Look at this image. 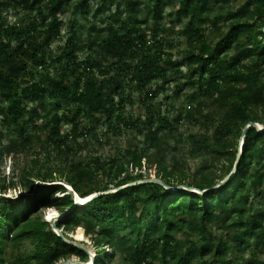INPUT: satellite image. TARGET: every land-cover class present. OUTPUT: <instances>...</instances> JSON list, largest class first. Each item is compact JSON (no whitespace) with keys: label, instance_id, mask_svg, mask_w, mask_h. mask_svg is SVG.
I'll return each mask as SVG.
<instances>
[{"label":"trees","instance_id":"1","mask_svg":"<svg viewBox=\"0 0 264 264\" xmlns=\"http://www.w3.org/2000/svg\"><path fill=\"white\" fill-rule=\"evenodd\" d=\"M165 5L166 0H0V141L7 139L2 154L26 156L44 134L45 145L39 148L45 163L60 162L37 169H18L16 163V177L0 181V264L88 263L87 248L69 237L77 228L90 242L93 264L256 261L255 251L249 261L226 258L231 248L264 245V130L249 126L264 128V0H178L169 30L182 24L183 60L189 66L183 84L174 77L180 73L170 52L176 41L161 35ZM10 9L14 22L6 16ZM85 49L89 52L80 59L78 52ZM171 82L175 97L187 105L173 118L155 101ZM183 88L190 92L181 94ZM134 92L141 117L125 113L135 102ZM183 120L205 129L215 126L211 144L208 137L189 136L191 152L202 157L209 147L213 161L233 173L230 179L215 168H201L189 177L167 167L182 143L177 130ZM99 128L105 143L125 131L142 140L117 149L108 160H69L80 142L102 144ZM175 136L173 147L160 142ZM231 137L241 139L239 153ZM142 166L154 168L170 189L132 174ZM177 186L199 193L171 190ZM15 187L28 197L1 196ZM97 193L102 194L76 205L75 194L87 198ZM46 209L61 216L53 225L62 238L43 219ZM25 241L32 250L14 254Z\"/></svg>","mask_w":264,"mask_h":264},{"label":"rangeland","instance_id":"2","mask_svg":"<svg viewBox=\"0 0 264 264\" xmlns=\"http://www.w3.org/2000/svg\"><path fill=\"white\" fill-rule=\"evenodd\" d=\"M96 2L92 3V9H94V7L96 6ZM120 3L122 4V1H120ZM120 4V5H121ZM178 4V0H166V5L163 8V12H162V16H161V23L165 25V31L163 33H161V35L165 36L168 39H172L174 41H176V46L170 50V52H172V54L174 55V63L178 64L180 66V73H176L174 75L175 79H178L179 83H184V77L186 75V72L189 70V66L188 64L185 62V60H183L184 56H185V48H186V39L183 35H181V31H182V24L177 25V28H175L174 30H169V24L170 23H174L176 21L175 17L172 15H170L171 13H173V11L175 10L176 6ZM139 9L142 10V7L140 6ZM5 13V12H4ZM13 10H8V12L6 13V16L8 17V21L10 22H14L16 17L13 16ZM141 18L144 19L146 18V13L142 10L141 11ZM62 20L64 21V26H63V39L65 38V32L67 29H65V25L66 22L69 18V12H66L64 15H62ZM89 18L91 19V17L89 16ZM221 24V23H220ZM78 35L80 33H82V29L81 26L78 25ZM213 30H211L209 28V32H211ZM214 33V31H213ZM215 35V33H214ZM85 37V36H84ZM83 37V40H81L80 43H83V41L85 40V38ZM213 36H210V38H212ZM79 43V44H80ZM57 45L56 42L53 43L52 48H54ZM89 51H87L86 49L83 52H78V56L80 59H83V57H85V55L88 53ZM262 77L264 78V71L261 73ZM167 91L165 93L159 94L155 101L160 103V107H161V111H168V115L173 118L174 116H176L177 112H179L180 110L184 111L185 109H187V105L186 103L183 102V99L180 98L178 99V97H175L174 94V89H175V84L173 82L169 83L166 86ZM186 92H190V90H188L187 88H183L181 94L186 93ZM170 97L168 98V100H164V97ZM133 97L135 99V102L132 105H128L125 109V113L126 115H133L134 117H141L143 115V109L140 107V104L137 100V94L134 92ZM196 106V105H195ZM171 109H175L171 110ZM70 111H72V109H69ZM40 111V110H39ZM40 113H43L42 111H40ZM87 120H85L86 122ZM38 125H41V122L38 121L37 122ZM40 123V124H39ZM87 123V122H86ZM259 126V125H258ZM65 128V127H64ZM69 127H67L66 129H68ZM263 128V127H260ZM1 129V128H0ZM4 131V137H8L10 134L7 132V130L3 129ZM103 131V129L99 128V130L96 131V135L97 138L102 140V144L101 145H97L93 139H91V144L90 145H85L83 143H81L79 146L75 145L74 146V151L73 154L71 156H69V160L70 159H83L84 161H89L91 160L93 157H99L102 160H108L114 157V154L116 152L117 149H124L125 146L130 142H134L135 141H139L142 140V137H137L133 132L131 131H125L123 133V135L118 136V137H111L109 142H104L105 141V137L100 136L101 132ZM215 131V126H209L208 129H205L204 127H201L199 125H194L191 122H189L188 120H183L177 130L178 135L181 136V140L182 143H180L178 146V151L176 153H173L172 156L175 157V161L169 159L167 161V167L170 169L172 168L174 169H181L185 172L186 176H193L195 174L196 171H199V169L201 168H215L218 170L217 174L218 175H222L224 176L225 180L230 179L233 176V173L226 170V166L224 163L222 162H214L213 161V157L214 155L211 154L209 152V147H206L204 150V155L202 157L199 156V152H197V155L191 152L192 149V144L190 142L189 136L192 135H197L199 137V139H202L203 137H208L209 139V143L211 144L212 142H214V138H213V133ZM175 136L173 139L169 140V141H165L164 139H161V143H165V146L167 147H173L175 145H177V139L178 137ZM44 134H41V143L39 144H35L34 146H32L31 148H29L28 150V154L26 156L29 155V158H26L25 154L22 153H15L12 151H8V153L6 154V156H4V154H2V149L4 148V146L7 144V139L4 138V140L0 141V181L4 180L6 182L10 181L11 179H13L14 177H16L15 173H17V169L15 164L17 163L18 169L19 167H24V166H28L31 167L33 166L34 169H37L40 164H51V166L54 168L56 167V165H58L60 162H55V160H51L48 163H45L46 160L45 158H43L42 153L40 152V146L45 145L44 143ZM233 144H235L236 150L239 153L241 150V139L239 138H234L231 137ZM53 158H55V156L52 154ZM37 159L39 161L38 164H32L30 159ZM96 163V162H95ZM231 168V167H230ZM129 171H131L130 167L128 168ZM133 175L135 174H139L142 176H147L148 179L150 180H156V181H160L158 179V177H156V173L154 171V168H151L150 170H147L146 167L142 166L141 170H137V169H133ZM58 180H62L63 182L65 181V178H57ZM224 181V180H223ZM220 181L218 184H216L213 189L215 188H219L224 182ZM36 183V182H35ZM34 183V184H35ZM176 188H180L183 190H186L187 188L185 186H177ZM174 188V190L176 189ZM111 190H109L110 192H113L115 190H113L112 188H110ZM179 190V189H178ZM190 191L199 193L198 191H195L194 189H189ZM1 196H4L7 199H16L18 197L24 196L25 198H27V194L23 192L21 187H15L10 188L8 190L5 191V194H2ZM60 195L57 194L55 195V197H59ZM254 204L257 203V199L253 200ZM42 216L43 219L46 222H50L52 225L54 224L55 221L59 220L61 218V216L59 215L58 211L56 209H46L42 212ZM216 230L221 231L222 229H218L217 227L215 228ZM81 233V240L77 239V235ZM218 233V232H216ZM182 236V234L180 232L176 233V237L180 238ZM69 237L72 238L71 243H75V244H79V246L81 247H86L87 250L89 251L90 254H92L94 256L93 253V249L90 246V242L89 240L83 236L82 234V229L77 228V230L70 235ZM70 242V241H69ZM33 248V245L29 242V241H25L23 242L21 245L18 246V248H16L13 253L17 254V253H21V254H25L29 251H31ZM11 249H8V251L10 252ZM251 251H255V258L256 261H251L252 264H264V245L260 246L257 250L254 249V243L250 242L249 246L247 245H240L238 248H231L228 251V255L226 259H237L238 257L243 256L244 259L246 261L250 260L249 257V253ZM118 260L114 261V264H120L119 262H117Z\"/></svg>","mask_w":264,"mask_h":264},{"label":"water","instance_id":"3","mask_svg":"<svg viewBox=\"0 0 264 264\" xmlns=\"http://www.w3.org/2000/svg\"><path fill=\"white\" fill-rule=\"evenodd\" d=\"M263 31H264V28H263ZM249 126H253V127H256L258 130H260V131H263L264 130V128H260L259 126H258V124H256V123H249ZM245 130H246V128L245 129H243V131H242V133H241V139H242V137L244 136V133H245ZM238 160H239V155L237 156V159H236V164L238 163ZM235 168H236V166H235ZM234 168V169H235ZM146 182H153V183H157V184H160V185H162L163 187H165L166 189H170L168 186H166V185H164L161 181H156V180H150V179H147V180H145ZM133 184V183H132ZM131 184V185H132ZM122 188H124V187H121V188H119V189H122ZM178 189H180V188H176L175 190H178ZM187 189H190V188H187ZM171 190H174V189H171ZM100 194H102V193H97V194H93V195H91L89 198H87L86 200H91V199H93V198H95L96 196H98V195H100ZM87 201V202H88ZM81 204V202H79L78 201V203H76V205H80ZM82 205V204H81ZM53 229H54V232L57 234V236H59V237H63L62 236V234H61V232L59 231V230H57L55 227H54V225H53ZM64 239V238H63ZM64 241L66 242V243H70L68 240H66V239H64ZM94 263V256L93 255H91L90 254V261L88 262V263H85V264H93ZM59 264H82V263H79V262H61V263H59Z\"/></svg>","mask_w":264,"mask_h":264},{"label":"bare ground","instance_id":"4","mask_svg":"<svg viewBox=\"0 0 264 264\" xmlns=\"http://www.w3.org/2000/svg\"><path fill=\"white\" fill-rule=\"evenodd\" d=\"M259 127H262V126L259 125ZM195 191H197V190H195ZM195 193H196V192H195ZM75 197H76L77 200H78V199L81 200V201L84 200V198H80V197H78L77 195H76ZM87 201H88V200H86V202H87ZM79 202H80V201H79ZM84 202H85V201H84ZM84 202H81V204H83ZM86 202H85V203H86ZM77 203H78V202H77ZM81 204H80V205H81ZM81 238H82L81 233H79V234L77 235V239H78V240H81Z\"/></svg>","mask_w":264,"mask_h":264},{"label":"clouds","instance_id":"5","mask_svg":"<svg viewBox=\"0 0 264 264\" xmlns=\"http://www.w3.org/2000/svg\"><path fill=\"white\" fill-rule=\"evenodd\" d=\"M65 186H66V185H63V187H64L68 192H72V190H71V188H70L69 186H66L68 189H67ZM74 196H76V194H75ZM87 198H89V197H87ZM87 198H84V200L81 201V200H79V199L77 200L76 197H75V202H76V203H77L78 201H80V202H84V201H85V202H86V199H87ZM85 202H84V203H85ZM84 203H83V204H84Z\"/></svg>","mask_w":264,"mask_h":264}]
</instances>
